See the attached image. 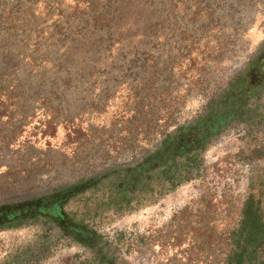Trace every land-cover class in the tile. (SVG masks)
Wrapping results in <instances>:
<instances>
[{
	"label": "rangeland",
	"instance_id": "1",
	"mask_svg": "<svg viewBox=\"0 0 264 264\" xmlns=\"http://www.w3.org/2000/svg\"><path fill=\"white\" fill-rule=\"evenodd\" d=\"M121 7L111 33L71 55L65 48L81 36L63 38L47 68L34 73L26 66L32 79L24 101L0 104V111H17L0 119V203L63 188L143 154L195 118L264 41V0H125ZM43 36L33 33L28 42L43 44ZM223 156L213 167L238 159ZM134 216L115 226L126 232L130 256L137 249ZM142 234L139 246L151 250L155 264H168L164 237ZM33 235L30 227L0 231V258ZM205 237L202 264H211L210 233ZM67 249L55 264L74 263L76 249ZM175 250L171 264H179ZM196 252L190 248L189 264L197 263Z\"/></svg>",
	"mask_w": 264,
	"mask_h": 264
},
{
	"label": "flooded vegetation",
	"instance_id": "2",
	"mask_svg": "<svg viewBox=\"0 0 264 264\" xmlns=\"http://www.w3.org/2000/svg\"><path fill=\"white\" fill-rule=\"evenodd\" d=\"M230 152L236 162L213 167ZM129 215L136 216L131 256L126 232L115 230ZM11 227L34 235L0 264H55L68 247L76 249L73 264H155L139 246L143 232L164 237L168 264L176 248L179 264H189L191 247L202 264L208 233L211 264H264V41L195 118L143 154L64 188L1 202L0 229Z\"/></svg>",
	"mask_w": 264,
	"mask_h": 264
},
{
	"label": "trees",
	"instance_id": "3",
	"mask_svg": "<svg viewBox=\"0 0 264 264\" xmlns=\"http://www.w3.org/2000/svg\"><path fill=\"white\" fill-rule=\"evenodd\" d=\"M124 1L74 0L73 5H69L66 0H43V4L36 0H0V104L10 100L18 104L24 101L25 83L32 79L25 74L26 66L34 73L47 68L52 63L48 55L59 52L63 38L81 36L78 45L65 48L71 55L89 40L111 33L109 25L116 22ZM33 33L36 36L44 34L45 43L29 44ZM46 56L43 63L40 59ZM16 112L1 110L0 119L4 115L13 118ZM255 237L252 235L250 241ZM237 259L236 264H242L239 261L242 258Z\"/></svg>",
	"mask_w": 264,
	"mask_h": 264
}]
</instances>
